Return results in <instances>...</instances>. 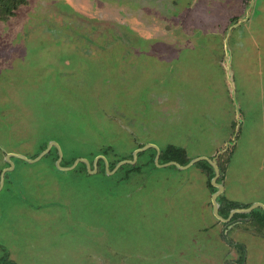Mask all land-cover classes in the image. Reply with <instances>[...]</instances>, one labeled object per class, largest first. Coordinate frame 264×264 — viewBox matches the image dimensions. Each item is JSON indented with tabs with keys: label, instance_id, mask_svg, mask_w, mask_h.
<instances>
[{
	"label": "rangeland",
	"instance_id": "obj_1",
	"mask_svg": "<svg viewBox=\"0 0 264 264\" xmlns=\"http://www.w3.org/2000/svg\"><path fill=\"white\" fill-rule=\"evenodd\" d=\"M49 145L0 183V263L264 264L209 168L154 160L215 157L219 206L264 205V0H24L0 19V173Z\"/></svg>",
	"mask_w": 264,
	"mask_h": 264
},
{
	"label": "water",
	"instance_id": "obj_2",
	"mask_svg": "<svg viewBox=\"0 0 264 264\" xmlns=\"http://www.w3.org/2000/svg\"><path fill=\"white\" fill-rule=\"evenodd\" d=\"M228 54V52H227ZM150 144H145V145H142L141 147H138L136 149H134L133 153H132V158L131 159H123V160H120L119 162H117L115 164V166L113 167V170H116L118 167H120L121 165L125 164V163H134L135 162V159L137 157V154L142 151V150H145L147 147H149ZM156 148V155H155V162L158 163L159 161V155H160V151L157 147ZM50 149V145L47 146L41 153H39L36 157L32 158V159H29V158H26L25 156L23 155H20V154H12L10 153V156H15V157H19V158H22V159H25L29 162H34L38 159H40L43 155H45ZM60 159H61V152L59 153L57 159H56V162L58 164V166H60L61 168L63 169H71L73 168L78 162H83L87 169L90 171L91 170V164L89 163L88 159L86 158H78V159H75L73 161V163L69 166H61L60 165ZM97 160H98V157L95 158L92 162V166H93V170L95 169L96 170V163H97ZM200 160H206L208 161V163L212 166L213 170H214V175L211 177L210 179V183L217 188L216 191H214L212 193V196H211V201H212V209H213V212L215 214L216 217L220 218L221 220L223 221H227L229 219V217L234 213V212H248L250 211L251 209H253L254 207L260 205V204H253L251 205L250 207H247V208H235V209H232L228 215L227 218H223L219 213H218V202H217V196L221 193L222 189H223V184L221 182H218L217 179L219 177V174H220V169L217 165V161L215 158L213 159H210V158H207V157H203V156H199V157H195V158H192L190 159L187 163L185 164H180L174 160H170V161H167V162H164L163 164L161 165H169V164H173V165H176L177 167L181 168V169H184V168H188L189 166H191L192 164L200 161ZM10 165L12 166L13 163L10 159ZM106 169L108 170V164L106 162ZM4 170L2 171L1 173V177H0V183H2L3 181V175H4ZM261 207L264 208V205H260Z\"/></svg>",
	"mask_w": 264,
	"mask_h": 264
},
{
	"label": "trees",
	"instance_id": "obj_3",
	"mask_svg": "<svg viewBox=\"0 0 264 264\" xmlns=\"http://www.w3.org/2000/svg\"><path fill=\"white\" fill-rule=\"evenodd\" d=\"M23 1L24 0H4L2 3H0V19H7L9 16L14 15L17 7L20 4H22ZM183 155L184 154L181 153V149L179 147H173L172 146L169 148H165L163 151H161L159 157H160V160L162 159L163 162L174 160L180 164H185L189 160H188V158L184 157ZM101 161H102V159H99L98 163ZM72 162H73V160H72ZM80 163H81V165L85 166L83 162H80ZM109 164L111 166H113V165H115V162L109 163ZM196 164L206 166L207 168H209L208 183H209V186L211 188H213V190H215V187L210 183V179L214 175V170L211 167V165L206 160H200V161L196 162ZM228 203H230L229 206H228ZM228 203L226 206L225 205L221 206V209L219 211L221 214L226 213L230 208L237 206L233 202H228ZM252 215H254L256 220H259L264 224V214L261 210L259 211L257 209H254V211L252 212ZM2 263L3 264H14V262H10V261H2ZM2 263H0V264H2Z\"/></svg>",
	"mask_w": 264,
	"mask_h": 264
},
{
	"label": "flooded vegetation",
	"instance_id": "obj_4",
	"mask_svg": "<svg viewBox=\"0 0 264 264\" xmlns=\"http://www.w3.org/2000/svg\"><path fill=\"white\" fill-rule=\"evenodd\" d=\"M11 157H13V156H10V151H8V152H6V154L3 156V159H2V161L5 163V166L4 167H2V169H1V173H2V171L4 170L5 172H7V170L10 168V159H11ZM215 158V157H214ZM6 159V160H5ZM210 159H213V158H210ZM89 163H90V161H89ZM91 164V168H92V162L90 163ZM218 165V164H217ZM115 166V165H114ZM113 166V167H114ZM112 167V168H113ZM212 167V166H211ZM5 172H4V175H5ZM1 173H0V177H1ZM4 175H3V179H4ZM217 181L218 182H220L219 181V179H217ZM217 190V188L215 187V190H212V193L214 192V191H216ZM225 205V204H224ZM223 205V206H224ZM221 206H222V204L218 207V213L223 217V218H227L228 217V215H229V213H230V211L232 210V209H235V208H240L239 206H236V207H232V208H230L226 213H220L219 211H220V209H221ZM226 206V205H225ZM249 205H247L246 207H242V208H247ZM254 209H255V207L253 208V209H251L250 211H248V212H234L230 217H229V219L227 220V221H223V220H221L220 218H218L217 217V219H219L220 221H221V223H233L234 221H236V220H238L240 217H246L247 216V218L249 219V218H255L254 217V215H252V212L254 211Z\"/></svg>",
	"mask_w": 264,
	"mask_h": 264
}]
</instances>
